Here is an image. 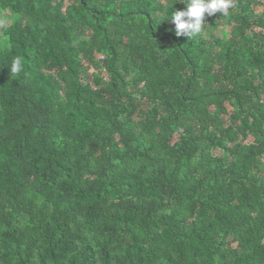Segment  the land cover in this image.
I'll return each mask as SVG.
<instances>
[{"label": "trees", "instance_id": "trees-1", "mask_svg": "<svg viewBox=\"0 0 264 264\" xmlns=\"http://www.w3.org/2000/svg\"><path fill=\"white\" fill-rule=\"evenodd\" d=\"M179 2L0 0V264H264V0Z\"/></svg>", "mask_w": 264, "mask_h": 264}, {"label": "clouds", "instance_id": "clouds-1", "mask_svg": "<svg viewBox=\"0 0 264 264\" xmlns=\"http://www.w3.org/2000/svg\"><path fill=\"white\" fill-rule=\"evenodd\" d=\"M185 4L184 10H171L170 20L175 25L177 37L203 38L206 35V15L211 17L216 13L227 16L234 9L233 0H180ZM167 20V21H168ZM24 71L22 58L16 56L11 63L10 72L19 74Z\"/></svg>", "mask_w": 264, "mask_h": 264}, {"label": "rangeland", "instance_id": "rangeland-1", "mask_svg": "<svg viewBox=\"0 0 264 264\" xmlns=\"http://www.w3.org/2000/svg\"><path fill=\"white\" fill-rule=\"evenodd\" d=\"M260 10H261V8H260Z\"/></svg>", "mask_w": 264, "mask_h": 264}]
</instances>
